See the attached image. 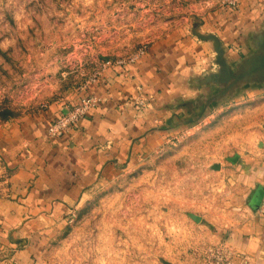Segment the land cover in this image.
<instances>
[{"label":"crops","instance_id":"crops-1","mask_svg":"<svg viewBox=\"0 0 264 264\" xmlns=\"http://www.w3.org/2000/svg\"><path fill=\"white\" fill-rule=\"evenodd\" d=\"M92 96L99 105L61 137L49 129L64 105L0 128V264H50L87 191L208 124L227 168L214 241L229 264H264V0L192 18L107 68L72 106Z\"/></svg>","mask_w":264,"mask_h":264},{"label":"rangeland","instance_id":"rangeland-1","mask_svg":"<svg viewBox=\"0 0 264 264\" xmlns=\"http://www.w3.org/2000/svg\"><path fill=\"white\" fill-rule=\"evenodd\" d=\"M221 6V0H0V128L51 105L72 107L107 68L127 66L158 38ZM228 123L226 130L237 126ZM212 127L87 191L48 250L50 264H225L230 256L214 241L213 224L227 168L222 135L209 136Z\"/></svg>","mask_w":264,"mask_h":264},{"label":"built area","instance_id":"built-area-1","mask_svg":"<svg viewBox=\"0 0 264 264\" xmlns=\"http://www.w3.org/2000/svg\"><path fill=\"white\" fill-rule=\"evenodd\" d=\"M221 1L222 7L231 8L233 10L238 9L240 6V0ZM143 54L144 51L139 55V57H141ZM139 57L133 60L131 63L137 61ZM99 101L100 100L96 97H85L78 105L63 110L60 113L58 119L51 125L49 129V137H61L65 132H68L74 127L78 126V124L86 118L88 112L98 105ZM225 264H229L228 261Z\"/></svg>","mask_w":264,"mask_h":264}]
</instances>
